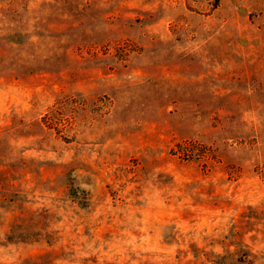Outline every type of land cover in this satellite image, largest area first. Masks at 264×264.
Instances as JSON below:
<instances>
[{
    "label": "rangeland",
    "instance_id": "1",
    "mask_svg": "<svg viewBox=\"0 0 264 264\" xmlns=\"http://www.w3.org/2000/svg\"><path fill=\"white\" fill-rule=\"evenodd\" d=\"M0 264H264V0H0Z\"/></svg>",
    "mask_w": 264,
    "mask_h": 264
},
{
    "label": "trees",
    "instance_id": "2",
    "mask_svg": "<svg viewBox=\"0 0 264 264\" xmlns=\"http://www.w3.org/2000/svg\"><path fill=\"white\" fill-rule=\"evenodd\" d=\"M218 4V2L216 3V5ZM216 7V6H215Z\"/></svg>",
    "mask_w": 264,
    "mask_h": 264
}]
</instances>
